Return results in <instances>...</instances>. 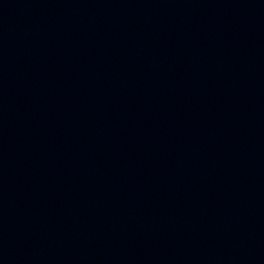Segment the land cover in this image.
Returning <instances> with one entry per match:
<instances>
[{
	"label": "water",
	"instance_id": "water-1",
	"mask_svg": "<svg viewBox=\"0 0 264 264\" xmlns=\"http://www.w3.org/2000/svg\"><path fill=\"white\" fill-rule=\"evenodd\" d=\"M0 264H264V0H0Z\"/></svg>",
	"mask_w": 264,
	"mask_h": 264
}]
</instances>
